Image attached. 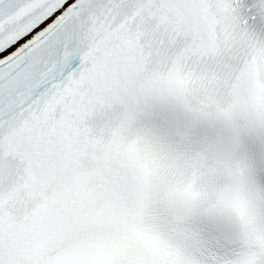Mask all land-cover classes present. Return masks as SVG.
Returning <instances> with one entry per match:
<instances>
[{"label": "snow or ice", "instance_id": "snow-or-ice-1", "mask_svg": "<svg viewBox=\"0 0 264 264\" xmlns=\"http://www.w3.org/2000/svg\"><path fill=\"white\" fill-rule=\"evenodd\" d=\"M51 21L49 20V21H47V22H45V23H50ZM45 26V24H41V25H39V28H43ZM39 28L37 29V30H39Z\"/></svg>", "mask_w": 264, "mask_h": 264}]
</instances>
